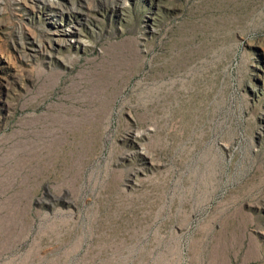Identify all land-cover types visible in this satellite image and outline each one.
Listing matches in <instances>:
<instances>
[{
	"label": "rangeland",
	"instance_id": "374dc122",
	"mask_svg": "<svg viewBox=\"0 0 264 264\" xmlns=\"http://www.w3.org/2000/svg\"><path fill=\"white\" fill-rule=\"evenodd\" d=\"M0 264H264V0H0Z\"/></svg>",
	"mask_w": 264,
	"mask_h": 264
},
{
	"label": "bare ground",
	"instance_id": "6f19581e",
	"mask_svg": "<svg viewBox=\"0 0 264 264\" xmlns=\"http://www.w3.org/2000/svg\"><path fill=\"white\" fill-rule=\"evenodd\" d=\"M47 4V3H46ZM64 13V12H63ZM68 32V31H67ZM71 33H74V31H71ZM62 35V34H61ZM62 44V43H61Z\"/></svg>",
	"mask_w": 264,
	"mask_h": 264
}]
</instances>
